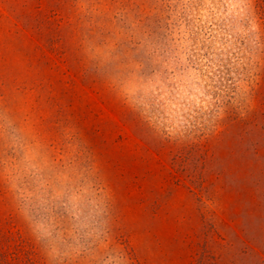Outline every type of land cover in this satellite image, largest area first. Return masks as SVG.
<instances>
[{"label":"rangeland","instance_id":"374dc122","mask_svg":"<svg viewBox=\"0 0 264 264\" xmlns=\"http://www.w3.org/2000/svg\"><path fill=\"white\" fill-rule=\"evenodd\" d=\"M0 264H264V0H0Z\"/></svg>","mask_w":264,"mask_h":264}]
</instances>
